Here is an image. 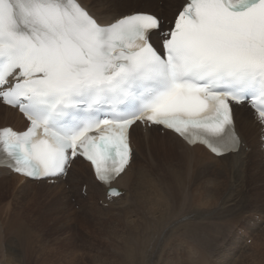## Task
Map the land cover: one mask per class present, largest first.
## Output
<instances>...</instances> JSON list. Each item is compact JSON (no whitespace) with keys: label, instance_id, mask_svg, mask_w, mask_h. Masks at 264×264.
Here are the masks:
<instances>
[{"label":"snow or ice","instance_id":"1","mask_svg":"<svg viewBox=\"0 0 264 264\" xmlns=\"http://www.w3.org/2000/svg\"><path fill=\"white\" fill-rule=\"evenodd\" d=\"M244 106L264 133V0H178L170 17L130 0L111 19L83 0H0V110L26 121L0 126V169L43 181L83 158L123 198L134 126L238 155Z\"/></svg>","mask_w":264,"mask_h":264},{"label":"bare ground","instance_id":"2","mask_svg":"<svg viewBox=\"0 0 264 264\" xmlns=\"http://www.w3.org/2000/svg\"><path fill=\"white\" fill-rule=\"evenodd\" d=\"M83 2L103 19L130 11L125 7V3L129 2L124 0ZM177 2L144 0L147 8L165 17L172 15L173 4ZM235 122L243 146L238 155L223 157H215L199 145L189 147L174 134L162 132L156 127L134 126L131 133L134 151L131 166L113 183V187L123 192V198L107 197L105 186L95 181L89 165L79 159L74 162L78 164L79 172H73V163L64 181L59 177L50 185V182L25 180L0 169V188H12L14 182L19 183V192L36 189L44 193L51 190L57 197L54 201L75 195L81 203L79 211L72 212L79 214L80 225L89 231L93 241L99 238L105 241L91 256V264H223L224 261L225 264H264V242L256 243L254 240L251 245L246 243L250 236L264 241V208L248 213L238 204L246 199L244 190L251 186L257 195L253 202L258 201L255 204L264 207V150L261 141L264 133L245 106L236 108ZM4 124L22 130L26 123L18 113L9 111L5 116L0 110V126ZM82 186L85 187L86 197L83 199L86 201L79 197ZM224 194L232 197V208H226L228 204L222 196ZM208 197L219 202L211 206L223 204L221 212L213 214L207 210L205 201ZM203 198L204 203L201 202ZM99 200L107 204L106 209L97 206ZM194 203L199 206L194 208ZM53 205L50 206L53 208ZM241 208L244 211L240 214L241 222L233 227L229 218ZM107 216L109 219L104 222L102 218ZM211 219L214 220L208 222ZM7 225L4 228L0 223V264H51L49 259L44 261L45 256L38 246L33 245L34 240L22 232H16L18 237H14L25 258L21 256L19 259L15 255L9 260L11 262L6 261L2 237ZM108 245L115 248L110 253L111 260L106 251ZM7 246L9 248L10 244ZM87 261L84 257L82 264Z\"/></svg>","mask_w":264,"mask_h":264},{"label":"rangeland","instance_id":"3","mask_svg":"<svg viewBox=\"0 0 264 264\" xmlns=\"http://www.w3.org/2000/svg\"><path fill=\"white\" fill-rule=\"evenodd\" d=\"M124 1L129 2L128 4L125 3V7L130 8V0H124ZM157 4H158V6L161 7V3L158 2ZM147 10L153 12L150 8H147ZM77 168H78V164L74 163L73 168H72L73 172H75V173L79 172V170ZM64 179L65 178H63V181H64ZM14 184L15 183L13 182V184H12L13 186L11 185L12 188H7V189L6 188H3V189L0 188V211H3L2 213L0 212V223L2 224V226L4 228L8 224L6 230L3 229L4 235L2 237V241H3L2 251H3V249H5V251H3L4 255H5V260L8 262H11L9 260L11 259V257L15 258V255H17L16 257L19 259L21 256H22V258H23V256L25 258V255H23L21 249L19 250L20 246L17 245L18 241L15 238L18 235V234H16V232H22L24 235L26 234L30 239L32 238L31 240H34V241H32L34 246H38L41 249V253H43V256H45V259H44L45 262L50 260L51 264H55V262H56V264H61L62 262H66L68 260V262H67L68 264H76L75 262H77L78 264H82L83 258L87 257L88 261L86 264H91V256L94 255L95 253H97V250H98L100 244L104 243L105 241L102 238H99L96 241H93L92 235L89 233V231L85 227H83L82 224L80 225L79 214H75V212L79 211V204L81 202L76 199V196L70 195V196L64 198V200L54 201V198H57V197L53 196V193L51 192V190H49V192H44V193L40 192L36 189H31V190L19 192V190H20L19 189L20 188L19 183H16L15 185ZM50 184H52V183H50ZM84 188L85 187L82 186V190L79 193V197H81L83 201L85 200L83 198L86 197ZM245 190H244V192L246 195V199L244 198L243 202L238 203L240 207H242V208L244 207V210L247 211L248 213H253V211H259L261 208H264L260 204L259 205L255 204V203H258V201L253 202L254 199H257L256 198L257 195H256L255 190L253 191L251 186H247ZM263 190H264V188H263ZM77 195H78V193H77ZM19 196H20V198H19ZM222 196H225V194ZM43 198H45V199H43ZM225 198H226L225 203L228 204L226 208H232V204H233L231 201L232 197L228 195V196H225ZM15 199H16V201H14ZM206 199H208V200L205 201V198H203L201 202L205 201L207 208H208L207 210H209L210 212H213V214L221 212V208L223 207V204H221V205L218 204V206L212 205L213 206L212 207L211 204H216L218 201L214 200L211 197H208ZM251 200L253 203L251 202ZM213 201H214V203H213ZM63 202L66 205H68V208ZM48 203L51 206L54 204L53 205L54 207L52 208ZM57 204H58V206H57ZM46 205H49V206H46ZM69 205H70V207H69ZM106 205H107L106 203L103 204L100 200L98 201V204H97V206L100 207L101 209H106V207H107ZM55 206H57V208ZM196 206H199V205L197 204ZM196 206L194 203V208H196ZM210 206H211V208H210ZM41 208H43V209L47 208V209L43 210ZM49 208H50V211H49ZM54 208H56V209H54ZM242 208L236 214L234 213L232 218H229V220L232 221L233 227H236L241 222V215L240 214H242V211H243ZM97 209L99 212L102 211L99 208H97ZM54 210H55V212H54ZM7 211L9 213H7ZM72 211H75V212H72ZM13 216L14 217L16 216V217L14 218ZM9 217L12 219L10 220ZM19 217H21V218H19ZM5 219H7L6 222H5ZM14 219H15V221H14ZM102 219H105L104 220V222H105L106 220L109 219V216H107L106 218H102ZM21 220H23V221H21ZM213 220L214 219H211L208 222H211ZM11 224L13 226L14 225L15 226L14 227L12 226V228H10ZM21 224H22V226H21ZM28 226H30V228ZM15 229H16V231H15ZM34 234H35V236H34ZM36 236L38 237V239ZM255 238H256V236H255ZM10 240H12V241H10ZM6 243H8V244H6ZM9 244H10V246L8 248L7 245H9ZM11 244H12V246H11ZM12 247H14L15 249L16 248H18V249L15 250ZM53 248H54V250H53ZM49 249L51 250V252ZM113 249H115L114 246H110V245L107 246L106 251H107V255H108L109 260H111L110 259V253ZM15 251L17 253H15ZM19 251L21 254L19 253ZM7 254H8V257H7ZM48 256H49V258H48ZM67 256H68V258H67ZM77 256H78V260L80 263L77 261ZM58 261H59V263H58ZM47 264H49V263L47 262ZM63 264H65V263H63ZM223 264H225V261Z\"/></svg>","mask_w":264,"mask_h":264}]
</instances>
